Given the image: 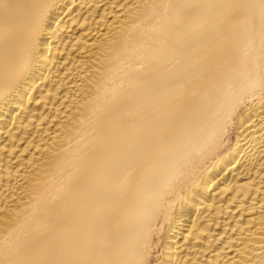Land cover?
I'll list each match as a JSON object with an SVG mask.
<instances>
[{
	"label": "bare ground",
	"instance_id": "6f19581e",
	"mask_svg": "<svg viewBox=\"0 0 264 264\" xmlns=\"http://www.w3.org/2000/svg\"><path fill=\"white\" fill-rule=\"evenodd\" d=\"M0 264H264V0H0Z\"/></svg>",
	"mask_w": 264,
	"mask_h": 264
}]
</instances>
